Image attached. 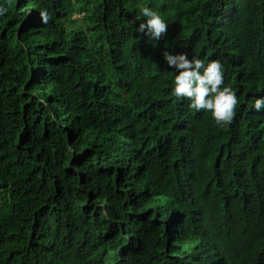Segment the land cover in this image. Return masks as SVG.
I'll return each mask as SVG.
<instances>
[{
    "label": "trees",
    "instance_id": "trees-1",
    "mask_svg": "<svg viewBox=\"0 0 264 264\" xmlns=\"http://www.w3.org/2000/svg\"><path fill=\"white\" fill-rule=\"evenodd\" d=\"M0 8V264H264V0ZM165 50L221 60L232 121L174 94Z\"/></svg>",
    "mask_w": 264,
    "mask_h": 264
},
{
    "label": "clouds",
    "instance_id": "clouds-1",
    "mask_svg": "<svg viewBox=\"0 0 264 264\" xmlns=\"http://www.w3.org/2000/svg\"><path fill=\"white\" fill-rule=\"evenodd\" d=\"M5 9L0 8V13ZM136 31L150 37L155 44L168 30V21L159 11L144 6ZM163 57L174 73L173 92L177 97L190 100V106L197 110H208L217 123L232 121L239 98L235 89L225 83L224 66L220 59L208 60L196 56L189 58L188 52L165 50ZM251 108L258 113L264 111V96L256 97Z\"/></svg>",
    "mask_w": 264,
    "mask_h": 264
},
{
    "label": "rangeland",
    "instance_id": "rangeland-1",
    "mask_svg": "<svg viewBox=\"0 0 264 264\" xmlns=\"http://www.w3.org/2000/svg\"><path fill=\"white\" fill-rule=\"evenodd\" d=\"M79 18H80V16H78V15H75V16H73L72 17V21H77L78 23H80V20H79Z\"/></svg>",
    "mask_w": 264,
    "mask_h": 264
}]
</instances>
